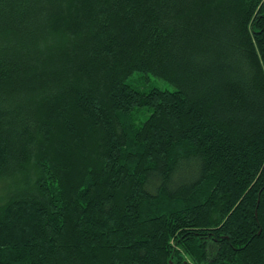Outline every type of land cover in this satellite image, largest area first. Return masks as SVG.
I'll use <instances>...</instances> for the list:
<instances>
[{"label":"trees","instance_id":"obj_1","mask_svg":"<svg viewBox=\"0 0 264 264\" xmlns=\"http://www.w3.org/2000/svg\"><path fill=\"white\" fill-rule=\"evenodd\" d=\"M7 177L0 264H264V0H0Z\"/></svg>","mask_w":264,"mask_h":264},{"label":"rangeland","instance_id":"obj_2","mask_svg":"<svg viewBox=\"0 0 264 264\" xmlns=\"http://www.w3.org/2000/svg\"><path fill=\"white\" fill-rule=\"evenodd\" d=\"M129 81L131 82L132 86H136L137 88L141 84L139 82L140 80H139L138 75L132 77ZM148 83L152 85L153 87H158L160 89H166V88L171 89L172 88V86L168 82L155 78L153 76L148 77ZM13 179L14 178H8V177L0 178V198L4 196L8 192V190L11 188L10 183H12Z\"/></svg>","mask_w":264,"mask_h":264}]
</instances>
